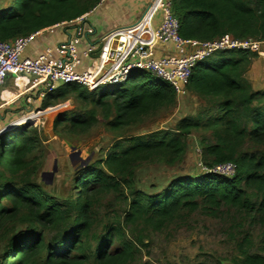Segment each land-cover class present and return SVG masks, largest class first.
I'll return each mask as SVG.
<instances>
[{
    "label": "trees",
    "instance_id": "trees-1",
    "mask_svg": "<svg viewBox=\"0 0 264 264\" xmlns=\"http://www.w3.org/2000/svg\"><path fill=\"white\" fill-rule=\"evenodd\" d=\"M100 1L13 0L0 10V41L70 22ZM170 1L185 39L212 41L225 34L264 39V0ZM257 56L222 50L198 63L187 87L209 105L195 116L183 117L176 130L116 139L103 158L77 174L76 198L71 194L59 201L31 179L35 168L28 156L39 140L36 128L24 124L1 133L0 264H132L137 247L126 238L125 226L161 231L202 203L215 215L225 206L264 227V150L246 149L247 144L264 146V90L254 89L243 77L244 66ZM58 89V98L72 93L86 104L111 105L112 131L176 100L171 85L145 70L133 73L120 87L100 92L75 84ZM96 122V110L90 109L84 114H60L54 128L85 132ZM199 131L210 133L202 139L206 165L233 164V175L206 171L180 176L157 193L136 187L140 164H176L186 152L188 137ZM105 194H113L127 207L113 222L98 228L96 209ZM19 222L25 228L18 229ZM253 246L252 235L242 234L234 264H264V253L253 251Z\"/></svg>",
    "mask_w": 264,
    "mask_h": 264
},
{
    "label": "rangeland",
    "instance_id": "rangeland-1",
    "mask_svg": "<svg viewBox=\"0 0 264 264\" xmlns=\"http://www.w3.org/2000/svg\"><path fill=\"white\" fill-rule=\"evenodd\" d=\"M12 1L0 0V7H6ZM130 10L131 6H127L125 13H130ZM165 45L167 44L160 43L158 52ZM243 77L254 89L264 90V48L262 54H258L244 66ZM109 88L111 87H101L97 92ZM8 89L13 92L19 90L9 87L5 91ZM59 92L56 89L44 98H39L38 91L34 90L19 96L0 110V130L34 113L32 117L19 122L36 128L39 136L36 149L28 156L35 168L31 179L46 194L59 201L66 200L71 194L74 198L77 197V174L103 158L116 139L144 135L160 129L176 130L183 117L195 116L209 105L205 98L187 87L183 93H176L173 104L159 108L123 130L112 131L109 126L113 118L111 105L97 107L86 104L72 93L58 98ZM61 105L66 106L56 111ZM90 109L96 110L97 122L89 130L72 132L63 126L54 128L60 114H84ZM33 120L36 122H31ZM209 136L210 133L204 131L194 132L189 136L186 152L174 165L163 162L140 164L135 172L136 187L147 193H157L174 178L206 172L209 167L204 162L202 139ZM246 149L263 151L264 146L247 144ZM126 207L127 204L113 194L102 195L96 209L98 228L124 214ZM25 226V223L19 222L17 227L23 229ZM245 232L252 235V250L264 253V227L251 219L239 217L235 210L225 206L215 215L202 203L194 212H183L161 231L141 225L125 226L126 238L137 247L136 260L132 264H234L238 255L237 242Z\"/></svg>",
    "mask_w": 264,
    "mask_h": 264
},
{
    "label": "built area",
    "instance_id": "built-area-1",
    "mask_svg": "<svg viewBox=\"0 0 264 264\" xmlns=\"http://www.w3.org/2000/svg\"><path fill=\"white\" fill-rule=\"evenodd\" d=\"M84 19L81 16L44 28V33L50 34L69 27L78 32L46 47L36 57H28L25 52L39 30L0 41V110L6 105L3 94L9 77L13 78L12 88L20 89L19 79L24 78L25 93L37 90L39 98H44L65 84L79 85L90 92L105 86L120 87L133 73L145 70L171 85L176 93H183L197 64L215 52L239 49L262 54L264 48V39H236L230 34L212 41L183 38L170 0H151L137 19L111 29L98 43L85 48L81 44L92 30L85 34ZM160 43L172 44L173 53L158 56ZM207 171L231 176L235 166L222 164Z\"/></svg>",
    "mask_w": 264,
    "mask_h": 264
},
{
    "label": "crops",
    "instance_id": "crops-1",
    "mask_svg": "<svg viewBox=\"0 0 264 264\" xmlns=\"http://www.w3.org/2000/svg\"><path fill=\"white\" fill-rule=\"evenodd\" d=\"M150 1L151 0H101L83 20L82 29L85 31V34L88 29L92 30V32L88 34L81 46L85 48L88 47V44H96L99 42L100 37L111 29L134 21L144 12ZM127 6H131L130 13L128 14L125 13ZM2 8L4 7H0V10ZM58 29L60 31H58ZM58 29L54 34H50L49 32L44 33V28L40 29V34L27 48L25 55L28 57H36L44 52L46 47L59 41H65L71 35L78 32L76 29L70 27L68 29ZM49 36H53V38L51 39ZM49 39L51 41H48ZM170 53H173V45L167 44L163 46L162 49H159L158 56ZM12 84L13 79L12 77H9L6 81L5 88H11ZM19 84L21 85V88L18 91L13 92L8 89L4 92L6 105L27 91V87L25 86L26 80L24 78L19 79ZM32 114L34 113L24 116L16 123H19L21 120L26 119Z\"/></svg>",
    "mask_w": 264,
    "mask_h": 264
},
{
    "label": "water",
    "instance_id": "water-1",
    "mask_svg": "<svg viewBox=\"0 0 264 264\" xmlns=\"http://www.w3.org/2000/svg\"><path fill=\"white\" fill-rule=\"evenodd\" d=\"M18 123H12V124H8L7 126H4V128L2 130H0V134L5 132V131H9V130H12L16 127H18Z\"/></svg>",
    "mask_w": 264,
    "mask_h": 264
},
{
    "label": "bare ground",
    "instance_id": "bare-ground-1",
    "mask_svg": "<svg viewBox=\"0 0 264 264\" xmlns=\"http://www.w3.org/2000/svg\"><path fill=\"white\" fill-rule=\"evenodd\" d=\"M65 106H66V105H61V106H59L58 108L56 107V108H57L56 111H57L58 109L60 110L61 108H64Z\"/></svg>",
    "mask_w": 264,
    "mask_h": 264
}]
</instances>
